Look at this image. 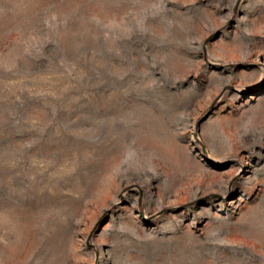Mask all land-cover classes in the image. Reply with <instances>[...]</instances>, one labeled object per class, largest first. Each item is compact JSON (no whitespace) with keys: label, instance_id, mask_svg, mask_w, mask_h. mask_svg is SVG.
Segmentation results:
<instances>
[{"label":"rangeland","instance_id":"1","mask_svg":"<svg viewBox=\"0 0 264 264\" xmlns=\"http://www.w3.org/2000/svg\"><path fill=\"white\" fill-rule=\"evenodd\" d=\"M0 264H264V0H0Z\"/></svg>","mask_w":264,"mask_h":264}]
</instances>
